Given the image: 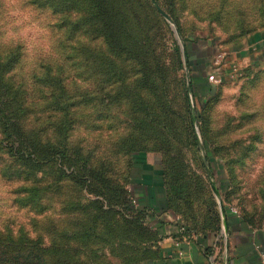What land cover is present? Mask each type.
<instances>
[{
  "label": "rangeland",
  "instance_id": "obj_1",
  "mask_svg": "<svg viewBox=\"0 0 264 264\" xmlns=\"http://www.w3.org/2000/svg\"><path fill=\"white\" fill-rule=\"evenodd\" d=\"M97 1L57 0L50 7L35 0H0V52L21 54L13 72L19 79L29 80L36 69L34 78L39 83L46 76L41 64L50 62L51 76L65 83L72 96L98 97L81 108L88 113L76 119L72 145L100 155L110 148V138L129 140L136 124L140 127L143 119H151L153 135L160 140L157 146L148 135L140 137L152 144V153L167 161L174 190L179 187L177 173L184 162L190 182L182 186L197 192L207 186L220 211L228 206L262 222L264 68L243 69L238 76L226 77L209 96L200 98L188 92V103L191 71L183 47L189 44L195 74H203L205 44L214 40L219 49H226L255 28H264V0H157L172 22L153 0ZM109 72L113 79H108ZM56 113L50 116L53 121L62 119ZM100 113L104 114L98 118ZM190 114L195 118L196 143L187 119ZM165 128L167 135L158 134V129L164 134ZM45 129L53 134L48 125ZM204 140L209 142V150ZM162 144L169 149L167 155L159 149ZM144 153H132L134 161ZM172 155H181L183 160L167 159ZM2 157L7 155L2 153ZM129 161V155H119L115 177H124L121 170ZM4 163L11 170L16 168L11 160ZM52 169L53 177L38 175L40 197L31 205L20 198L30 187L25 180L29 175L24 174L22 180L0 174V232L23 231L46 245L59 240L56 228L75 219L70 203L81 193L76 182L60 183L54 176L56 165ZM50 180L57 185L49 187ZM113 262L121 264L114 258Z\"/></svg>",
  "mask_w": 264,
  "mask_h": 264
},
{
  "label": "trees",
  "instance_id": "obj_2",
  "mask_svg": "<svg viewBox=\"0 0 264 264\" xmlns=\"http://www.w3.org/2000/svg\"><path fill=\"white\" fill-rule=\"evenodd\" d=\"M56 1L35 0V3L51 7ZM160 7L168 14L162 5ZM258 29L260 28H255L254 31ZM101 31L110 45L106 31L104 29ZM210 44L214 51L217 43L212 40ZM190 48L189 44L185 45L191 71L190 86L186 88L188 103V92L200 98L215 93V85L207 82L206 70L212 55L207 51V54L202 55L203 74H195ZM110 49L115 51L114 48ZM20 58L21 54L16 50L0 52V174H9L19 179H22L24 174L29 175L25 180L30 187L26 188V193L23 191L20 197L25 205L33 204V201L40 197L38 175L41 172L46 173L49 178L53 177L54 165L56 179L60 183L76 182L80 185L81 194L73 197L70 203L72 211L76 212L72 213L76 214L75 219L64 221L60 230L56 228L60 233L59 240L52 241L49 245L39 238H30L23 231L16 234L1 231L0 264H114L113 258L119 260L121 264H142L150 256L151 247L158 240V235L147 223L146 208L139 206V203L138 205L132 203L130 189L134 166L132 153L154 151L153 146L156 147V142L160 141L152 132L154 122L142 118L140 122L142 126L138 127L136 124L133 127L129 140L119 138L116 142L109 137L110 148H106L100 155L86 153L84 147L71 144V133L75 129L76 119L85 117L83 113H88L82 112L81 108L90 105L88 102H93L98 97L86 100L83 97L72 96L65 83L54 80L51 76L50 62L41 64L40 68L45 72L43 76H46L41 78L39 83L34 78L37 77L36 69L31 72L29 80L19 79L13 70L20 62ZM108 77L110 80L114 76L109 72ZM57 82L61 85H57ZM99 100L105 102L104 98ZM54 113H59L62 119L53 121L50 116ZM101 114L104 113H100L98 118ZM198 117L203 123L199 112ZM187 119L196 143L193 127L195 118L190 114ZM45 125L52 128V135L46 132ZM94 127L98 128L97 125ZM201 129L203 130L202 125ZM158 134L167 135L166 128L164 134L158 129ZM140 135H148L153 139V146ZM204 145L209 150V142L204 140ZM158 146L167 155L166 150L169 149L164 144ZM2 153L6 154L7 158H3ZM120 154L130 156V161L121 170V175L124 173L123 178L115 177L117 165L114 163L118 164ZM171 157L183 160L181 155L178 157L172 155L167 159H172ZM207 159L211 162L209 155ZM8 160L15 163L14 170L4 163ZM166 162L162 157L160 170L165 186L166 208L182 220L180 224L182 229L218 233L221 229L222 213L212 190L205 186L204 190L197 192L185 185L182 186L181 183L190 182L186 179L188 173H185L184 162L177 173L180 180H177L176 184L179 187L174 190L172 187L174 182L167 174L169 167ZM194 178L196 179L195 176L191 178V182ZM48 185L53 187L57 184L50 180ZM227 209L228 206H225V212H228ZM242 217L252 224H259L258 220L251 217Z\"/></svg>",
  "mask_w": 264,
  "mask_h": 264
},
{
  "label": "crops",
  "instance_id": "obj_3",
  "mask_svg": "<svg viewBox=\"0 0 264 264\" xmlns=\"http://www.w3.org/2000/svg\"><path fill=\"white\" fill-rule=\"evenodd\" d=\"M212 55L218 52L205 44ZM229 68H264V28L242 37L224 49ZM212 64V63H210ZM210 64L206 70L210 68ZM160 158L148 152L134 161L130 189L139 206L146 208L147 223L157 233L150 256L142 264H262L264 258V220L252 224L228 208L221 229L216 232H192L182 229V220L166 208V193L160 170Z\"/></svg>",
  "mask_w": 264,
  "mask_h": 264
},
{
  "label": "built area",
  "instance_id": "obj_4",
  "mask_svg": "<svg viewBox=\"0 0 264 264\" xmlns=\"http://www.w3.org/2000/svg\"><path fill=\"white\" fill-rule=\"evenodd\" d=\"M217 47V45H216ZM216 55L213 57V61L210 62V68L208 69L207 82L211 85H218L224 81L226 77L238 76L240 71L236 67L229 68V64L226 60V52L224 49L218 47ZM134 205H138L136 198L132 199ZM264 264V258L263 263Z\"/></svg>",
  "mask_w": 264,
  "mask_h": 264
},
{
  "label": "water",
  "instance_id": "obj_5",
  "mask_svg": "<svg viewBox=\"0 0 264 264\" xmlns=\"http://www.w3.org/2000/svg\"><path fill=\"white\" fill-rule=\"evenodd\" d=\"M153 2L157 6L158 10L163 14V16L165 18H167L168 21L172 22V18L160 7V5L156 2V0H153ZM183 52H184V56H185V59H186L187 58V53H186L184 47H183ZM222 213H223V215L225 214V210H224L223 207H222Z\"/></svg>",
  "mask_w": 264,
  "mask_h": 264
}]
</instances>
